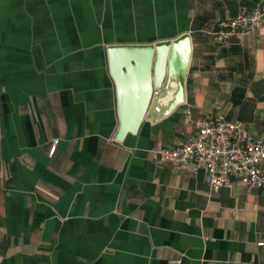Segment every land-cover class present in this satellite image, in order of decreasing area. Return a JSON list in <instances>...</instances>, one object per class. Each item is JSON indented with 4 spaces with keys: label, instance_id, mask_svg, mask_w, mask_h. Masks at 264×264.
Here are the masks:
<instances>
[{
    "label": "crops",
    "instance_id": "obj_1",
    "mask_svg": "<svg viewBox=\"0 0 264 264\" xmlns=\"http://www.w3.org/2000/svg\"><path fill=\"white\" fill-rule=\"evenodd\" d=\"M260 1L0 0V264H264V189L152 151L217 114L264 135V27L211 34Z\"/></svg>",
    "mask_w": 264,
    "mask_h": 264
},
{
    "label": "built area",
    "instance_id": "obj_2",
    "mask_svg": "<svg viewBox=\"0 0 264 264\" xmlns=\"http://www.w3.org/2000/svg\"><path fill=\"white\" fill-rule=\"evenodd\" d=\"M216 27L211 34L223 45L232 37L258 32L264 27V0L250 11L219 20ZM195 127L190 136L173 146H155L152 151L157 161L191 171L204 169L206 183L214 191L231 184L232 179L246 189H264V135L252 133L245 122L227 119L223 114L198 118ZM257 245L264 246V239ZM170 262L180 264L181 260Z\"/></svg>",
    "mask_w": 264,
    "mask_h": 264
},
{
    "label": "water",
    "instance_id": "obj_3",
    "mask_svg": "<svg viewBox=\"0 0 264 264\" xmlns=\"http://www.w3.org/2000/svg\"><path fill=\"white\" fill-rule=\"evenodd\" d=\"M153 47L150 44L146 45H113L110 46V55H116L121 50H130L132 51H142L145 52L146 55H150L153 52ZM155 47L157 49V61L161 72L163 71V67L167 58V53L169 48L171 47L170 55L168 58V62L174 64L175 68L168 67L169 72H175L178 71V78L181 81L183 78V74L185 71L186 63L188 60V57L190 55V39L188 34H183L182 36L176 38L173 41H161L157 42L155 44ZM182 85V84H181ZM180 95V94H179ZM181 96H178V98H175L174 103L180 102Z\"/></svg>",
    "mask_w": 264,
    "mask_h": 264
}]
</instances>
